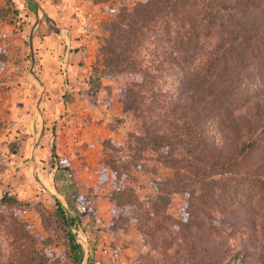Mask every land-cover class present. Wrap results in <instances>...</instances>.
Segmentation results:
<instances>
[{
    "label": "trees",
    "instance_id": "trees-1",
    "mask_svg": "<svg viewBox=\"0 0 264 264\" xmlns=\"http://www.w3.org/2000/svg\"><path fill=\"white\" fill-rule=\"evenodd\" d=\"M92 2L110 15L100 26L91 73L86 54L69 51L70 58H78L88 106L118 102L135 128L123 145L102 143L100 176L104 182L109 175L112 185V218L103 230L139 225L151 243L141 264H264V0ZM6 61L0 51V69ZM104 80L120 81L115 98ZM67 89L60 98L71 103L73 87ZM49 152L55 189L68 200V161L54 140ZM158 164L171 175L149 183L152 198L141 200L124 186L140 180L134 171L152 174ZM174 195L182 200L175 217L168 211ZM54 204L51 213L37 208L44 232L63 240L69 264H96L71 232L90 208L68 215L58 199ZM32 208L4 192L0 226L14 232L16 218L8 224L7 215ZM16 234L13 264H53L18 220Z\"/></svg>",
    "mask_w": 264,
    "mask_h": 264
},
{
    "label": "rangeland",
    "instance_id": "rangeland-1",
    "mask_svg": "<svg viewBox=\"0 0 264 264\" xmlns=\"http://www.w3.org/2000/svg\"><path fill=\"white\" fill-rule=\"evenodd\" d=\"M28 1L14 4L0 0V51L7 55L0 69V198L4 192L17 193L19 200L33 205L18 218L17 214L7 215L8 224L14 222L10 216L16 218L14 232L0 226V264H13L11 260L17 256H10L12 248H17V220L28 227L35 240L34 248L48 252L50 262L69 264L63 240L44 232L37 212V208L53 212L54 198L68 215L90 208L88 219L78 224L80 237L85 238V257H93L96 264H141L140 258L149 252L151 243L140 232L139 225L131 222L116 232L103 230L112 218V185L109 175L104 182L100 176L102 143L112 140L123 145L126 133L135 128L118 102L105 109L88 106L81 74L74 70L78 58L69 55V51L86 54L85 65L90 74L104 33L101 23L110 14L105 5H94L92 0H32L33 9ZM103 83L111 87V97L115 98L120 81ZM70 87L74 94L72 102L64 103L60 96ZM30 112L31 115H24ZM53 140L56 151L68 161L72 172L73 179L66 187L68 200L54 186V161L49 152ZM12 147L17 149L14 155ZM134 173L140 180H126L123 184L135 189L141 200L154 196L151 181L171 175L159 164L155 173ZM76 197L82 200V206L75 201ZM181 204V198L174 195L169 214L178 216Z\"/></svg>",
    "mask_w": 264,
    "mask_h": 264
},
{
    "label": "built area",
    "instance_id": "built-area-1",
    "mask_svg": "<svg viewBox=\"0 0 264 264\" xmlns=\"http://www.w3.org/2000/svg\"><path fill=\"white\" fill-rule=\"evenodd\" d=\"M19 24V23H18ZM75 229L72 230L73 234L76 236V242L81 245L82 248H84V244H83V241H85V238L83 237H80V232H81V229L79 226L74 227Z\"/></svg>",
    "mask_w": 264,
    "mask_h": 264
},
{
    "label": "crops",
    "instance_id": "crops-1",
    "mask_svg": "<svg viewBox=\"0 0 264 264\" xmlns=\"http://www.w3.org/2000/svg\"><path fill=\"white\" fill-rule=\"evenodd\" d=\"M17 1H18V3H20L19 2V0H11V2H13L14 4H17ZM25 1V0H24ZM27 1V0H26ZM29 3H32V0H30V1H28ZM27 3V2H26ZM34 4V3H33ZM18 8V7H17ZM19 9V8H18ZM66 44H68V43H66ZM65 60H66V63H67V61H68V54L66 53V55H65ZM74 70H77V69H74ZM92 107H90L89 109H91ZM102 109V108H101ZM103 109H105L104 107H103ZM15 115H17V110H16V112H15ZM24 115H31V112L30 113H25ZM102 115H105V113H102Z\"/></svg>",
    "mask_w": 264,
    "mask_h": 264
}]
</instances>
